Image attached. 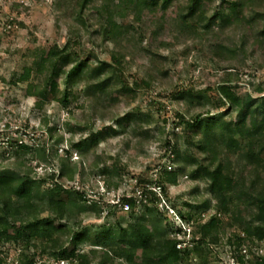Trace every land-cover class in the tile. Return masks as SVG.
Segmentation results:
<instances>
[{
	"label": "rangeland",
	"instance_id": "obj_1",
	"mask_svg": "<svg viewBox=\"0 0 264 264\" xmlns=\"http://www.w3.org/2000/svg\"><path fill=\"white\" fill-rule=\"evenodd\" d=\"M205 1L207 16L222 3V0ZM73 2L75 0H0V169L15 167L19 156L15 153L23 142L29 148L26 154L20 153V157L25 155L37 174L35 176L42 178L59 168L60 159L66 156L69 148L71 153L67 161L77 164L78 169L75 179L65 181L64 187L85 190L87 205L97 201L101 206L100 213L89 210L82 214L80 225L69 222L73 226L72 231L74 228L89 231L91 238L78 245L80 250H87L93 246V236L99 229L115 225L117 219L123 220L124 225L130 222L128 209L119 211L116 217L107 218V211L102 208L107 202H117L123 194L134 193L139 177L156 179L163 168L175 169L185 164L175 161L173 152L170 157H163L165 148H169L167 140L174 142L176 139L179 148L195 152L194 145L200 136L188 128L185 131L179 115L188 119L204 109L212 113L224 110L227 106H219L222 98L217 85L226 76V71L238 74L233 85L240 95L264 94V43L258 34L264 22V0L259 8L254 4L243 8L242 17L231 24L225 27L215 25L210 33L200 28L196 35L177 26L179 10L186 4L185 0H172L166 10L159 7L145 9L138 16L132 14L125 21L127 27L130 23L133 25L126 31L130 37L125 35L118 49L126 54L122 59L124 83L135 91L115 89L100 97L98 93L87 90L91 81L82 75L71 88L69 103L64 105L60 101L64 75L59 81L58 94L48 93L43 104L38 106L36 101L39 99L30 96L26 90L30 82L42 85L43 75L37 72L35 64L41 49H49L54 44L61 47L72 36L81 40L79 46L73 45L81 57L91 63L113 60L111 52L115 47L102 40L101 24L94 17L86 18L88 21L85 24L74 20ZM73 22L74 29H80L82 36L71 34L70 25ZM162 40H168L171 46L162 45ZM215 43L226 45L224 57L213 55L211 46ZM26 68L31 69V76L29 80H22L21 75ZM146 82L148 85H145ZM120 85H117L118 88ZM185 88L194 94L205 91L211 98L210 102L205 107H198L196 103L190 105L177 99L178 91ZM132 111L145 115H141V119L123 121L122 117ZM232 115L228 113L227 118ZM91 132H101L104 139L82 152L72 146L73 142ZM44 146L46 152L41 157L36 150ZM198 154L195 155L200 160L202 156ZM113 164L120 167L118 174L111 171L103 173L105 168L111 170ZM185 168V172L179 173L178 184L169 186L167 193L162 194L161 206L177 208L183 214L201 213L203 220L215 212L223 221L232 220L235 214L246 216L244 207L236 202H232L228 212L219 213L217 202L208 191L209 181L205 178L192 179L189 175L194 166L186 165ZM245 175H250L249 167L245 168ZM107 180L111 183L108 184ZM115 182H118L117 187ZM51 185L52 180H49L41 190ZM61 197L67 198V193H62ZM203 200H211L209 207L201 205ZM197 205L200 207H195ZM174 213L172 210L171 214L175 216ZM135 215H144L143 209ZM149 217L169 233L177 229V224L188 228L187 221L177 217V224L165 215L149 213ZM152 226L153 223H149V227ZM240 229L237 223H233L219 233L218 244L225 246L223 260L231 254L229 245L224 242L232 233H239ZM66 232L62 237L67 238L70 234V239L72 232ZM180 235L177 237L188 241L192 239L190 232L186 236ZM214 244L201 243L203 255H199L200 251L192 252L188 262L179 264H220L213 250L222 253L223 248ZM258 244V252L264 253V240ZM18 247L16 243L0 244L3 256L6 257V253L10 258L9 262L18 253ZM248 252L251 257L254 252L257 253L249 247ZM37 258H46L48 263L53 260L49 254H38ZM63 264H68V260Z\"/></svg>",
	"mask_w": 264,
	"mask_h": 264
},
{
	"label": "trees",
	"instance_id": "obj_2",
	"mask_svg": "<svg viewBox=\"0 0 264 264\" xmlns=\"http://www.w3.org/2000/svg\"><path fill=\"white\" fill-rule=\"evenodd\" d=\"M171 1L75 0L72 8L74 20L82 24H85L88 21L86 18L89 17L98 20L101 24L102 40L115 47L111 52L113 60L91 63L87 58L81 57L73 45L74 43L79 46L81 40L71 36L61 47L54 44L49 49L43 48L39 51L35 64L37 72L43 75L42 85L30 82L27 93L36 96L39 99L36 103L41 106L48 93L58 94L59 81L64 75L63 95L60 98L64 105L69 103L71 88L82 75L91 81L87 90L98 93L100 97L115 89L135 91L125 84L122 78V59L126 54L118 47L125 35L130 37L127 32L129 27L132 29L133 26L130 23L127 27L125 21L130 15L138 16L145 9L161 7L166 10ZM261 1L222 0L217 10L207 16L205 0H185L186 4L179 10L177 26L193 35L199 33L200 28L210 33L215 25L225 27L236 18H241L242 9L247 8L249 4L259 8ZM74 26L75 22L70 25L71 34L82 36L81 30L74 29ZM258 34L264 43V22ZM161 43L171 46L168 40H162ZM211 47L213 55L224 57L225 44L215 43ZM30 76L31 69L26 68L21 79L29 80ZM237 76L238 74L234 75L228 70L224 79L217 85V91L222 98L219 106H227L224 110L212 113L204 109L188 119L179 115L183 129L186 131L188 128L200 136L194 145L195 152L179 148L176 139L174 142L167 140L166 145L170 149L165 148L163 157L168 158L173 152L175 161L194 166L189 176L192 179L205 178L209 181L208 191L217 202L219 213L228 212L232 202H236L244 207L246 216L235 214L232 220L223 221L215 212L203 220L201 213L183 214L177 208L176 211L174 207L161 206L162 194L167 193L169 186L178 184L179 173L186 171V165L177 166L175 169L163 168L158 178L139 177L133 188L134 193H125L117 202H107L108 204L102 207L107 211V218H113L119 211L125 210L124 206L127 204L130 222L124 225L123 220H115V225L99 229L93 236L91 248L80 250L78 245L88 241L91 235L86 228H74L72 231L73 226L71 227L69 222L80 225L82 214L89 210L100 213L101 206L97 201L87 205L85 190L64 187L65 181L75 179L78 169L77 164L67 161L71 150L68 148L66 156L60 159L57 172L54 169L42 178H37L36 172L28 164V158L25 155L20 157V153L26 154L29 148L21 142L15 153L19 155L15 160V167L0 169V244L16 243L19 246L18 253L12 257L11 262L8 255L5 253L6 257L3 256L4 253L0 250V264L5 261L8 264H49L51 261L52 264H61L60 260H68V264H179L188 262L192 252L200 251L199 255H203L201 243L220 245L223 248L222 253L214 250L213 253L219 258L220 264H225L222 257L225 254V246L218 244L219 233L233 223H237L241 229L239 233L229 235L224 242L229 245L228 251L243 264H264V253L258 252V242L264 240V94L240 95L233 85ZM176 97L190 105L196 103L198 107H205L211 99L205 91L194 94L186 88L178 91ZM226 112L233 113L230 119L227 118ZM141 115L142 112H128L122 120L131 121L139 117L141 119L145 114ZM100 139H104L101 132H91L87 137L73 142L72 146L82 152L99 144ZM36 151L44 157L46 148H37ZM197 153L202 156L200 160L195 155ZM158 167L161 168L162 164ZM247 167L250 168L248 176L245 175ZM103 171L105 174L108 171L118 174L120 167L113 164L111 170L105 168ZM49 180H52V185L41 190L42 185ZM107 183L110 184L111 181L107 180ZM117 183L115 182L114 186L117 187ZM62 193H67V198H62ZM210 201L203 200L201 205L209 207ZM141 209L144 215L136 216V212ZM172 210L175 216L171 214ZM149 213L165 215L167 219L171 217V222L175 224L177 217L187 221L188 228L177 224V229L169 233L149 217ZM56 222L58 224H55ZM149 223H153L151 228ZM66 230L72 232L70 239V234L67 238L62 237V234L67 233ZM188 231L192 234V246L177 248L179 242L186 241L177 236H186ZM36 239L41 241L36 242ZM244 245L257 253L254 252L253 257L245 259L240 251ZM32 249L34 252H31ZM38 254H49L53 260L48 263L46 258H37Z\"/></svg>",
	"mask_w": 264,
	"mask_h": 264
},
{
	"label": "built area",
	"instance_id": "obj_3",
	"mask_svg": "<svg viewBox=\"0 0 264 264\" xmlns=\"http://www.w3.org/2000/svg\"><path fill=\"white\" fill-rule=\"evenodd\" d=\"M124 208L128 209L129 206L126 204L124 206ZM182 226H185V225H182ZM189 245L192 246V243L190 241L186 240V241L179 242L177 244V247L178 248H186ZM240 251H241V255L244 256L245 259H248V257H251L249 252H248V248L246 245H244ZM226 259L227 260H224L225 264H243L242 262L237 261L236 257H234L232 254L228 255V257ZM59 262L61 264H63V263H65V260H60Z\"/></svg>",
	"mask_w": 264,
	"mask_h": 264
}]
</instances>
